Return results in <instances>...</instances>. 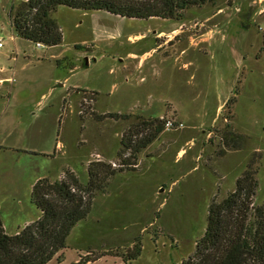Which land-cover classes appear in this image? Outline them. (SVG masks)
<instances>
[{
  "label": "rangeland",
  "instance_id": "rangeland-1",
  "mask_svg": "<svg viewBox=\"0 0 264 264\" xmlns=\"http://www.w3.org/2000/svg\"><path fill=\"white\" fill-rule=\"evenodd\" d=\"M18 1L0 0V217L7 233L39 217L30 198L36 180H58L70 168L86 183L92 160L121 170L96 193L58 261L90 251L105 253L92 264H182L203 234L209 204L231 192L250 159L258 165L253 201L264 202V0H207L180 20L58 5L52 16L62 41L54 46L13 32L8 13ZM64 56L73 67L57 64ZM109 112L174 126L135 165L122 166L120 140L132 119L97 117ZM137 240L140 254L124 260Z\"/></svg>",
  "mask_w": 264,
  "mask_h": 264
},
{
  "label": "trees",
  "instance_id": "trees-1",
  "mask_svg": "<svg viewBox=\"0 0 264 264\" xmlns=\"http://www.w3.org/2000/svg\"><path fill=\"white\" fill-rule=\"evenodd\" d=\"M207 0H20L13 4L8 17L13 32L41 45L54 46L62 41V31L52 13L58 5L82 10H105L129 18L160 17L180 20L185 9L201 5ZM78 50L89 47L75 44ZM66 56L56 60L58 65ZM132 119L122 134L119 158L122 166H132L138 154L166 128L164 118L109 112L98 115ZM233 139H242L231 133ZM259 154V153H258ZM121 166V167H122ZM111 163L92 160L87 165L88 180L80 181L75 172L66 168L61 178H39L31 187L30 198L39 209L35 220L7 233L0 217V264H46L60 250L66 248L72 228L85 219L92 208L94 196L104 190L109 176L120 171ZM258 165L250 159L230 193L221 200H213L208 207L206 226L196 240L193 252L182 264H264V202L254 203L258 187ZM80 256L69 264H86L103 257L100 252ZM141 245L135 241L127 259L136 258ZM93 253V252H92Z\"/></svg>",
  "mask_w": 264,
  "mask_h": 264
},
{
  "label": "crops",
  "instance_id": "crops-1",
  "mask_svg": "<svg viewBox=\"0 0 264 264\" xmlns=\"http://www.w3.org/2000/svg\"><path fill=\"white\" fill-rule=\"evenodd\" d=\"M17 231V230H16ZM15 231V232H16ZM57 256V255H56ZM56 256H54V258H52L49 262H47L46 264H49V263H51L52 261H56L57 262V264H68L70 261L69 260H67L66 258L65 259H62L61 261H58L56 258ZM100 259H102V257L101 258H99L98 260H96V261H93V262H88V263H86V264H92V263H96V262H99L100 261Z\"/></svg>",
  "mask_w": 264,
  "mask_h": 264
},
{
  "label": "built area",
  "instance_id": "built-area-1",
  "mask_svg": "<svg viewBox=\"0 0 264 264\" xmlns=\"http://www.w3.org/2000/svg\"><path fill=\"white\" fill-rule=\"evenodd\" d=\"M38 46H40L41 44L40 43H37ZM4 46V42H3V37L2 35L0 34V48ZM173 122L171 120H167L166 122V127H173Z\"/></svg>",
  "mask_w": 264,
  "mask_h": 264
},
{
  "label": "water",
  "instance_id": "water-1",
  "mask_svg": "<svg viewBox=\"0 0 264 264\" xmlns=\"http://www.w3.org/2000/svg\"><path fill=\"white\" fill-rule=\"evenodd\" d=\"M84 61H85V64L87 65L88 64V56L84 57Z\"/></svg>",
  "mask_w": 264,
  "mask_h": 264
}]
</instances>
